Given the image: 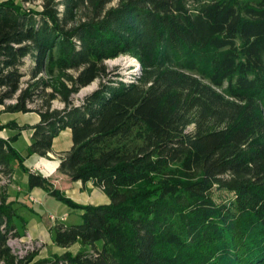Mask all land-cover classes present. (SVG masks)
I'll return each instance as SVG.
<instances>
[{
	"label": "trees",
	"instance_id": "trees-1",
	"mask_svg": "<svg viewBox=\"0 0 264 264\" xmlns=\"http://www.w3.org/2000/svg\"><path fill=\"white\" fill-rule=\"evenodd\" d=\"M111 1L0 0V104L15 96L6 110L40 114L25 125V152L0 136V175L17 161L29 188L82 216L53 224L52 236L83 247L32 264H264V0ZM121 53L140 61L136 79L111 77L104 60ZM36 97L43 106L30 105ZM66 127L73 143L57 169L109 201L78 203L24 164ZM4 189L0 260L27 264L35 253L17 258L7 243L23 232Z\"/></svg>",
	"mask_w": 264,
	"mask_h": 264
},
{
	"label": "rangeland",
	"instance_id": "rangeland-1",
	"mask_svg": "<svg viewBox=\"0 0 264 264\" xmlns=\"http://www.w3.org/2000/svg\"><path fill=\"white\" fill-rule=\"evenodd\" d=\"M118 1L119 0H112L109 3V5L117 4ZM23 2L26 6H31V5L40 6L41 4V0H33V1L23 0ZM85 11L86 9L82 10L80 12V16H83V13ZM116 57H120V58L123 57V59L117 62L111 60ZM27 61L28 62L24 66L25 68L30 64V60L28 59ZM104 63L107 66L108 70H110V74L112 75L111 77H114V78H121L124 80H134L141 73L140 61L135 56L131 55L130 53H121L117 56L109 57L104 60ZM28 77H29L28 74H25L23 76L22 78L23 81L21 85L26 84V79ZM94 80L96 82L95 84L96 86H94L92 89L87 90L83 94H79V90L81 89L80 88L78 91L74 92L71 95V99L73 103H76V104L80 103L82 98L86 94L91 92L93 89H95L99 85V82L101 80L102 81L107 80V76H99ZM14 101H15V96L6 98L5 103L0 104V134H2L3 135L2 137H4L5 139H9V140L11 139L12 144L14 140H16L15 142H16L17 148L20 150H23L27 146V142H26V136L24 135V133H21V131L27 128L25 127V125L31 124V121L34 120L38 112L36 110H29V111H19V113L16 114L15 112L6 110V104L14 102ZM42 103H44L42 98L36 97V99L33 102H30V105L32 107H38V106H43ZM50 103L52 107H63L64 106V102L59 97L53 98ZM14 125L20 126L22 128L14 127ZM13 129L15 130V132H12ZM15 136H16V139H13V137ZM15 166H16V170H14L15 175H16L15 171H17L19 173V181L21 182L22 186H26V182L24 179V170L21 168V166L19 165V162L17 161L15 162ZM17 179L18 178L16 175L15 182L19 183ZM3 186H5V189L3 191H5L6 195H9L10 188L17 189L13 185H3ZM77 188L72 189V190L70 189L69 192L65 191L64 193L65 195L69 196L71 199H73L74 201L78 203H88V202H91V200L93 201L102 200L104 197L102 188L96 185H92L88 183V184H83V186H81L79 190ZM213 195L215 196V198L221 199L222 197L227 196L228 193L225 190L215 188L213 190ZM27 199H26V203L29 206H31L33 210H27L25 212L24 209L20 208L21 206H17L15 204L16 206L15 205L14 206L17 211L16 222L18 224L20 231H22L25 234L32 235L35 238H38L39 242L41 243L40 245H37L30 250L32 251L31 253H35L34 254L35 256L27 264H32L38 258L49 256L54 253H63L64 251H67V250L71 252H76L81 247H83V244L80 241H76L75 243H73L72 245L68 247H62L56 244L52 236V226L53 225L49 224L51 220L53 219L50 216H48L50 212L59 216L65 211H68L69 214L67 218L65 219V221L66 222H78L82 220L81 210L79 208L71 206L68 202L64 200L57 199L52 194H47L42 203L31 202L30 200H27ZM25 220L27 221V226L29 227L31 224H33V222H36L38 220L45 223L44 232L42 234L35 235L31 233V231L24 229ZM98 245H100V241H98ZM85 247L89 250L92 249V247L89 245H86ZM0 264H5V263L2 260H0Z\"/></svg>",
	"mask_w": 264,
	"mask_h": 264
},
{
	"label": "crops",
	"instance_id": "crops-1",
	"mask_svg": "<svg viewBox=\"0 0 264 264\" xmlns=\"http://www.w3.org/2000/svg\"><path fill=\"white\" fill-rule=\"evenodd\" d=\"M12 112H15L16 114L19 113V111H12ZM39 119H40V114L38 113V114H36V117L34 118V120L31 121V124L37 122ZM32 130H33V128L27 127L26 129L21 131V133H24V135L26 136L27 146L31 142ZM12 132H15V130L13 129ZM0 135L3 136L2 134H0ZM15 141L16 140H14L13 145L17 148ZM72 143H73V140H72L71 128L66 127L64 129H62L59 132V134L53 138L52 147L48 151L47 156L40 155L37 153L30 154V155L26 156V158L24 159V164L33 170L40 171L44 175L52 176L55 184L58 185L59 187L63 188L64 191H66V192H69L70 189L71 190L76 189L77 187H78L77 189L79 190L80 187L83 186V184H88V183H90L92 185H96L98 187H101L100 185L95 184L92 180H87V181L71 180L66 174L60 172L57 169V167L60 163L61 156L67 150L70 149V147L72 146ZM27 146L23 150H20L18 148L17 149L20 152H25ZM14 170H16V166H15ZM15 172H16V175L18 178L17 181L19 182V184L21 185L22 188L20 190H17L15 188H10L8 198L13 199L14 205L16 204L17 206H21L20 208L24 209L25 212L27 210H33V208L26 203V199L28 198L27 200H30L31 202L42 203L44 201L45 196L47 194H50V193L41 186H34L32 188H29L28 184H27V174L25 171H24V179L26 182V186H22L21 182L19 181V173L17 171H15ZM102 190H103V188H102ZM103 193H104V195H103L104 197L102 200H97V201L91 200V202L99 203V202L109 201V196L105 193L104 190H103ZM51 213L52 212H50L48 214V216H50ZM68 214H69L68 211H65L64 213L60 214L59 216L57 215L58 218L56 220H51V222L49 224L53 225L56 222L65 221ZM62 216H64V217L62 218ZM15 221H16V217H15ZM17 226H18V224H17ZM44 228H45V223H43L39 220L36 222H33V224H31L30 227L27 226V221L25 220L24 229L31 231V233H33L35 235L42 234L44 232ZM18 229H19V227H18Z\"/></svg>",
	"mask_w": 264,
	"mask_h": 264
},
{
	"label": "built area",
	"instance_id": "built-area-1",
	"mask_svg": "<svg viewBox=\"0 0 264 264\" xmlns=\"http://www.w3.org/2000/svg\"><path fill=\"white\" fill-rule=\"evenodd\" d=\"M15 173H6L0 175V185H13L18 190H20L22 187L19 183L15 182ZM50 217L53 220H56L58 218L57 215L54 213L50 214ZM64 216H62L63 218ZM7 243L10 246L12 252L17 256V258H25L28 254H30L32 251H30L33 247L40 245L38 238H35L32 235H28L25 233L20 234H12L8 237Z\"/></svg>",
	"mask_w": 264,
	"mask_h": 264
},
{
	"label": "bare ground",
	"instance_id": "bare-ground-1",
	"mask_svg": "<svg viewBox=\"0 0 264 264\" xmlns=\"http://www.w3.org/2000/svg\"><path fill=\"white\" fill-rule=\"evenodd\" d=\"M121 59H123V57H121V58H120V57H116V58L111 59V60L117 62V61H120ZM95 84H96V82H95V80H93L91 83H89V84L83 86V87L79 90V94H83V93L86 92L87 90L92 89L94 86H96Z\"/></svg>",
	"mask_w": 264,
	"mask_h": 264
}]
</instances>
